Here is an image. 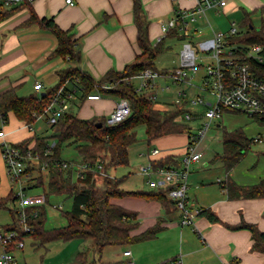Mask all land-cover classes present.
Returning a JSON list of instances; mask_svg holds the SVG:
<instances>
[{
	"label": "trees",
	"instance_id": "16d2710c",
	"mask_svg": "<svg viewBox=\"0 0 264 264\" xmlns=\"http://www.w3.org/2000/svg\"><path fill=\"white\" fill-rule=\"evenodd\" d=\"M21 7H25L29 14L18 27L28 28L36 25L42 31L51 32L56 37L57 44L49 57H60L70 64L58 69L56 83L39 93L22 95L18 93L17 86L0 92V119L5 123L8 113H12L18 121L31 127L40 117H46L50 108L60 106L61 99L67 97L68 93L73 94L74 97L68 99V109L61 113L55 123L50 124L53 130L51 136L34 134L13 143L23 150H30L34 156L37 155L36 158L27 160L23 171V174L28 176L26 189L41 186L44 188L45 183L46 187L43 189L44 202L33 204L26 209L28 224L32 226L30 232H24L20 227L16 208L17 197L13 190L5 196H0V209H8L12 216V222L4 225L3 229L17 230L19 240L31 236L39 244L74 238L88 240L94 255L98 256L90 261L87 253L80 251L77 253V258L81 264H96L95 258L101 256L105 246H128L142 242L155 237L161 228V218H158L153 226L134 233L139 225L136 211L117 204L116 199L126 196L140 197L157 201L163 207L178 209L175 201L167 196L165 189L148 187V189L126 190L121 187L126 176H112L110 171L129 164L128 147L136 140L135 129L138 125L145 127L148 143L166 135H185L188 142L193 134V125L188 121V123L180 122L178 119L187 108L175 105L172 108L159 109L153 103L154 85L138 89L132 83L133 79L146 69L157 70L161 76H168L166 69H157L154 60L158 54L170 48L165 43L167 38L183 39L185 36L177 27H173L152 43L149 39V21L142 2L132 0L136 42L140 52L135 60L126 64L123 69H108L99 79H95L78 65L80 52L77 46L78 38L74 32L71 29L60 28L53 17L39 16L31 4H23L1 11L0 22ZM261 9L264 10V4ZM238 28L237 34L225 39L226 49L239 56L242 62L248 64L251 73L264 81V33L253 26L248 14L238 22ZM254 46H259L260 50L253 51ZM226 75H229L228 71ZM89 94L126 98L130 104V113L124 120L113 125H107L106 116L103 115L80 118L71 109L77 101L83 103ZM224 111L239 113L228 108H223ZM254 120L263 124L261 120ZM255 141L257 140L254 137L246 136L242 128L224 129L222 151L215 157L220 159L226 171H229ZM63 145L75 147L78 160L71 161L73 164L87 163L94 167L96 162L102 160V170L107 175H101L96 168H87L80 172L75 167L60 168L59 164L63 161L60 151ZM150 160L154 166L175 167L179 164L173 155L150 158ZM44 161L47 166L43 169L41 164ZM227 179L222 186L229 198L264 197V178L250 185H238L233 180ZM54 194L72 197V204L68 211L62 213L66 219L64 226L46 229L45 204L49 195ZM201 213H206L212 221L218 220L209 210L202 209ZM233 228H247L253 240L251 249L264 252V232L255 224L241 222ZM7 249L12 251L15 248L10 245ZM233 264L238 263L233 262Z\"/></svg>",
	"mask_w": 264,
	"mask_h": 264
},
{
	"label": "crops",
	"instance_id": "0c3cea01",
	"mask_svg": "<svg viewBox=\"0 0 264 264\" xmlns=\"http://www.w3.org/2000/svg\"><path fill=\"white\" fill-rule=\"evenodd\" d=\"M141 2L149 21L150 41H157V38L160 37L162 34L161 21L173 16L176 6L190 7L192 5L191 2L186 0H179L178 4L173 3L171 0H141ZM263 4L264 0H227L226 5L222 8L212 7L206 10L207 16L210 14L215 19H222L221 23L218 24V29L213 28L208 19L210 31L207 35L203 36V33L199 35L197 28L190 26L185 33L178 29L185 38H167L165 43L170 46L172 41L179 40L182 45L185 40L194 43L199 39L211 37L212 30H227L231 22L238 24L245 14H248L253 26L264 33V10L261 9ZM31 5L39 16H51L60 28L71 29L74 32V35L78 38L77 46L80 52L78 65L95 79H99L108 69H123L126 64L133 62L140 52L136 42L132 0H73V4H68L65 0H35ZM237 13L241 14V17L236 22L230 17ZM26 16L24 15L23 18H10L7 19L6 24H0V32L5 25L12 28V33L8 37L7 34L4 35L6 38L4 43L3 38L0 39V92L17 86L18 90L26 89L27 92L25 93L30 94L36 92L34 84L37 81L43 85L41 90L43 91L45 88L54 85L58 80L56 71L70 64L60 57H49L50 52L57 44V39L51 32L42 31L36 25L21 29L18 27L20 21ZM194 38H198V40L194 41ZM176 64L164 69L168 71L174 68ZM197 73L198 71L195 69L191 72V75H197ZM162 77L166 78V76ZM177 85L179 86L177 91L180 98L176 105L180 103L182 107L187 108L188 99H185L183 95L188 94V91L195 86L185 83ZM179 92L184 94L180 95ZM102 98L86 99L81 103L79 112L76 115L80 118L93 117L95 112L89 107ZM117 101L118 98L114 97V102L111 103L107 113L114 109ZM168 105L174 104L170 103ZM227 113L232 114V112L224 111L222 116L216 119L219 122L215 123V126H221L220 123L224 121V115ZM46 118L47 116L44 117L45 123H47ZM34 125L29 127L18 121L12 113H8L7 120L0 125V129L4 130L5 139L8 142L16 143L34 134L38 135ZM42 129L40 125L37 127L40 132ZM166 136L157 139L163 140ZM183 136L182 145L154 147L160 149L161 152L155 157L151 156V159L173 155L174 159L180 162L187 143L186 136ZM204 165L207 164L204 163L194 167L188 174V204L191 207L209 210L217 216L218 220L212 221L206 213H201L195 217L193 226L181 225L178 209L163 207L157 201L145 200L140 197L126 196L118 198L115 200L117 204L137 213L139 225L134 233L153 226L158 218H161V228L155 237L137 242L131 247L129 245L113 246L111 249L112 257L107 264H114L120 260L122 251L126 249H130L135 264H166L169 259H180L181 264H233V262L238 264H264V252L251 249L253 243L251 232L247 228H233L241 222H246L255 224L260 231L264 232V197L229 198L222 186L228 180L227 178L238 185L250 184H241L234 180L230 177L228 171H226L223 178L216 176L215 182L210 175L211 173L205 171ZM2 168L4 176L3 173L1 174ZM4 168L0 146V196H5L12 190V183L8 176V186L6 188ZM144 179L146 178L144 177ZM9 222L11 223L12 220L9 221L5 215L0 216V223H2L0 228L3 229L4 225H8ZM29 243L31 247H36L35 239ZM26 246H28V242L26 245V241L23 239L22 247L12 250L19 264H44L43 260L52 256L48 251L49 249H47L46 253L41 256L40 262H38L39 260L33 258L34 252L31 251V247L28 251H24ZM109 247L111 245L105 246L102 251L107 250ZM1 252L2 247L0 246ZM77 253L74 255L73 264H81L77 258ZM43 256L45 257L43 258ZM101 258L102 255L99 259L95 258L96 264H106V261H100ZM88 260H94V253L92 259L88 256Z\"/></svg>",
	"mask_w": 264,
	"mask_h": 264
},
{
	"label": "built area",
	"instance_id": "2783aa9c",
	"mask_svg": "<svg viewBox=\"0 0 264 264\" xmlns=\"http://www.w3.org/2000/svg\"><path fill=\"white\" fill-rule=\"evenodd\" d=\"M35 0H0V12L23 4H32ZM178 4L179 0H171ZM191 2L190 7L176 6L174 14L170 18L161 21V35L159 40L170 28L177 27L181 32L185 33L190 27V23L196 21V18L204 16L207 20L206 10L212 7H224L227 0H186ZM68 4H73V0H65ZM209 24V21H207ZM239 31L235 22H231L227 30H212L211 37L201 39L192 43L191 41H183L178 52V61L174 68L168 70V76L173 78L176 84L185 83L192 85L191 72L197 69L198 61H202L205 57L208 61L202 65L204 74L200 77L201 89L203 94H195L189 97L187 109L184 112L185 119L197 128V132L190 136L186 143L185 152L180 159L178 166L164 167L154 166L149 160L140 165L138 168L146 178V183L151 189H165L169 198L173 199L180 212L181 225H194L195 217H197L202 209L200 207H191L187 198V177L191 169V165L200 161L203 157L202 147L199 143L205 133L208 131L211 123L222 116L223 108L238 111L247 114L251 119H258L264 125V81L255 77L247 63L240 60V57L232 51H228L225 46V39L229 36L237 34ZM253 51L260 50L259 46H254ZM228 71L229 75H226ZM143 83L140 88L153 86L157 77H162L157 70L146 69L140 75ZM43 88L41 82L34 84V90L40 92ZM180 95L184 93H180ZM210 96V98L208 97ZM74 97L68 93L67 97L61 99V105L50 108L47 115V123L53 124L57 118L69 107L68 99ZM98 94H89L87 99H98ZM198 106L204 107L203 111L197 109ZM130 113V104L128 99L119 98L114 109L106 118L107 125H113L124 120ZM2 123H4L2 121ZM0 146L1 157L4 162L5 173L11 182L19 186V190L15 193L16 208L20 227L24 232L32 231V226L28 224L27 207L33 204H41L44 202V194L28 195L24 190L27 185L26 174L23 171L26 167L27 160L36 158L30 150H23L15 146L13 143L5 139V132L0 129ZM259 140V138H254ZM160 149L153 148L150 152L152 157L160 153ZM48 151L45 152L47 154ZM103 161L99 160L94 167L87 163L73 164L71 161L63 160L59 167L62 169L75 167L78 171L84 169H98L100 174H107L102 170ZM47 166L46 161L42 162L41 167ZM55 206V205H54ZM58 207V206H56ZM36 213H34V216ZM17 230H5L0 228V264H19L16 256L7 248L13 245L14 248H20L23 240L18 239ZM122 258L114 264H135L130 249L122 251ZM166 264H181L180 259H169Z\"/></svg>",
	"mask_w": 264,
	"mask_h": 264
},
{
	"label": "rangeland",
	"instance_id": "374dc122",
	"mask_svg": "<svg viewBox=\"0 0 264 264\" xmlns=\"http://www.w3.org/2000/svg\"><path fill=\"white\" fill-rule=\"evenodd\" d=\"M28 14L29 13L27 9L25 7L23 8L21 7L20 9H18V11H16L8 18H6L5 19L6 21L5 20L2 21L3 23L0 22V24L2 25L6 24L8 22L7 19L10 18H14V19L23 18L24 15L25 16L27 15L24 19H22L23 21L28 17ZM240 17L241 14L237 13L236 15H233L230 18L236 20L237 22L240 20L239 19ZM208 19L210 21V24L213 26V28L218 29L219 27L218 24L221 23L222 19L219 20L215 19L210 14L207 16V20L205 19L204 16L196 18V21L190 23V26L197 28L199 35H201L202 33L203 36L207 35L208 32L210 31V27L208 26L207 23ZM236 25L238 26V24ZM0 33H1L0 39L3 38V43H4L6 39L4 35L7 34L8 37L12 33V28L5 25ZM193 40L196 41L198 40V38L197 39L194 38ZM151 42L154 43L155 41L152 40ZM180 47H181V42L179 40H175L170 43L169 49L158 54L154 60V64L157 67V69L161 70L163 68H170L174 64H176L178 60V51ZM207 61L208 59L205 57L202 58L201 62L198 61V67H197L198 73L197 75H193L192 78V84L195 87H193V89L191 88V90L188 91V94L183 95L185 99H189V97H192V95H195L197 93L203 95L205 94L204 90L201 89L200 76L203 75L205 71L202 65H204ZM142 79L143 78L141 76H137L133 79L132 83L134 84L135 87L140 88L141 84L143 83ZM178 88L179 86L173 81L172 77L170 76H166V78L157 77L154 80V87L152 88L155 95V99L153 102L154 106L159 109H168L174 107L180 98L177 91ZM25 90L26 89L18 90V93L26 94L25 92H27V90L26 91ZM208 97L210 98V96ZM113 102H114V98L103 97L99 102H96V104L91 105L89 108H91V110L95 112L93 114L94 116L103 115L106 116L107 118L108 115L110 114L107 113V110L111 106V103ZM170 103L174 105H168ZM80 105L81 103L78 101L75 103V105L71 109L74 114H77L79 112V109L81 107ZM178 105L181 106L180 103H178L177 106ZM89 108L85 107V109L87 110H89ZM197 109L201 111L203 110V107L198 106ZM40 118L34 125L36 132L38 133V135L43 134L44 136H51L53 134L52 128L50 127V125L45 123L44 116ZM178 119L180 122H184V123L187 122V120L184 117V114L180 115ZM218 122L219 121L214 120L211 123L208 131L201 139L199 146L202 147L203 157L200 159L199 162L192 164L191 169L206 163L207 165L206 166L204 165L203 167L205 168V171L211 173L210 175L212 176L215 182H216V176L223 178L225 176L226 169L222 166L223 164H221L220 159L216 158L215 155L216 153L218 154L221 153L222 151L223 130L224 129L231 130L235 127H238L243 129L246 136L259 138V140L252 142L250 148L246 151L244 156L228 171L230 177L240 182L241 184H254L258 182L261 178H264V125L259 124L254 119L252 120L247 114H243V113H232V114L227 113L224 115V121L220 123L221 124L220 127L215 126L216 125L215 123ZM2 124L4 123H2L0 119V125ZM39 125L42 126L43 128L41 132L37 130V127ZM135 131H136V140L128 147L129 164L127 166H119L116 169L114 170L112 169L110 171V174L112 176H116V177L126 176V179L121 185V187L126 190L148 189L146 179H144V176L141 173H139L138 168L140 165L146 163L149 160V158H151L150 152L154 147L161 148L160 147L161 145H182V142L184 141V136L180 135V136H166L165 138H163V140L153 139L151 142L148 143L146 141L147 136L145 133V127L143 125H138ZM192 132L196 133L197 128L196 127L192 128ZM60 157L66 161L78 160V154L73 145H63L60 151ZM1 174L4 176L3 168ZM5 177H6V188H7L8 186L7 175H5ZM11 183H12V190L14 193H16L19 190L18 189L19 186L14 184L13 182ZM45 187H46V183L44 184V188ZM44 188L41 186L37 188L25 189L24 191L28 195L41 194L43 193ZM191 201H193V199H191ZM71 204H72V197L70 196H65L64 194L49 195L48 202L45 204L46 206V216L44 223L45 228L52 229V228L64 226L66 224V219L62 213L68 211L71 208ZM1 215L2 216L5 215V217L9 221L12 220V216L8 209H1L0 216ZM24 239L26 241V245L28 242V246L25 247L24 251H28L29 247H31L29 242L33 241V238L31 236H28L25 237ZM35 244L36 247L30 248L31 251L34 252L33 255L34 260L36 258L37 260H39L38 262H40V260L42 259L41 256L46 253L47 249H49L48 251L52 254V256L43 260L44 264H73V259L75 258L74 255L79 250L82 252H86L91 259L93 258V251L91 250L89 241L81 238H74L69 240H52L50 242L43 244H39L36 241ZM135 244L137 243L130 244L129 246L131 247L132 245ZM112 247L113 246L107 248V250L102 251L101 253L102 258L100 259V261L101 260L106 261L107 264V262L111 260ZM96 256L98 255H94V257ZM44 257L45 256H43V258Z\"/></svg>",
	"mask_w": 264,
	"mask_h": 264
},
{
	"label": "water",
	"instance_id": "95a60500",
	"mask_svg": "<svg viewBox=\"0 0 264 264\" xmlns=\"http://www.w3.org/2000/svg\"><path fill=\"white\" fill-rule=\"evenodd\" d=\"M100 125V123H98V126Z\"/></svg>",
	"mask_w": 264,
	"mask_h": 264
}]
</instances>
